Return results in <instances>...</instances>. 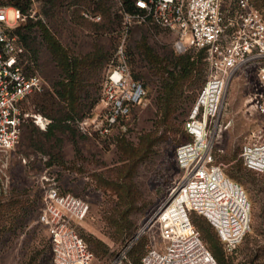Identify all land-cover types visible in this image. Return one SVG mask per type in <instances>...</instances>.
<instances>
[{
	"label": "rangeland",
	"instance_id": "1",
	"mask_svg": "<svg viewBox=\"0 0 264 264\" xmlns=\"http://www.w3.org/2000/svg\"><path fill=\"white\" fill-rule=\"evenodd\" d=\"M251 1L264 15V0ZM7 2L9 0H0V4ZM94 2L85 0L79 11H97L98 4ZM104 2L100 4L102 8L103 5L110 6L118 20L113 18L112 24L101 28H96L93 21L78 17L81 12L73 9V5L65 6L51 19L43 14V1L32 2L36 13L29 12L28 16L45 22L70 52L80 56L96 47H103L108 59L98 77L90 79L87 86L91 94L89 100H95L93 107L86 110L85 116L76 117L70 123L72 130L57 132L48 139L41 134L46 128L41 129L28 117L30 120L23 128L19 143L0 153V175L8 179L9 187L7 193L0 196V264H52L47 229L38 221L43 186L49 182H55L61 193L79 196L88 202L89 212L77 223L76 229L93 252L91 264H130L129 252L138 244L142 243L141 256L148 247L160 245L159 225L152 219L184 175L176 164V149L190 139L184 125L205 81L206 65L203 64L201 72H195L185 82L173 116L174 128L160 125L157 96L162 79L142 53L143 46L159 54L164 51L177 55L189 52L193 57L199 50L178 52L174 47L175 33L163 27L137 25L133 20L128 24L120 14L119 0ZM25 20L26 17L19 20L16 27ZM126 25L127 30L124 29ZM33 35L41 43L33 70L49 82L56 80L59 69L50 49L43 43L42 34L36 27ZM121 44L130 71L141 75L139 81L143 83L145 95L125 117L110 126L108 132L102 133L109 113L104 81ZM259 88L257 65L252 63L240 68L227 85L218 117L219 125L213 131L215 161L221 164L224 174L243 189L251 205L250 230L235 249L224 250L228 264H264V172L247 170L239 160L242 145L264 124L263 116L247 110L248 99ZM30 98L24 103V110L29 114L39 113L37 100L40 96ZM82 120H86V124L78 123ZM28 131L33 132V140L25 137ZM147 134H153L157 139L149 153L129 171L126 183L132 188L133 208L128 211V205L123 203L126 194L121 192L125 198L122 197L113 183L117 182L118 171L128 168L124 150L140 148L141 139ZM120 215L131 221L129 230L115 224L113 218ZM196 216L209 224L215 236L208 220L201 215ZM193 225L197 228L195 223ZM143 228L144 232L130 243ZM197 230L211 252L208 242ZM94 240L99 241L97 253L90 245ZM119 254L121 258L117 260Z\"/></svg>",
	"mask_w": 264,
	"mask_h": 264
},
{
	"label": "built area",
	"instance_id": "2",
	"mask_svg": "<svg viewBox=\"0 0 264 264\" xmlns=\"http://www.w3.org/2000/svg\"><path fill=\"white\" fill-rule=\"evenodd\" d=\"M135 7L134 13L120 7L128 24L130 20L134 24L152 22L168 29L176 35L174 47L178 52L203 50L206 64L205 82L184 125L190 139L176 149V164L184 175L154 216L153 222L160 229V245L148 247L141 262L215 264L190 215L195 212L204 216L227 252L235 249L250 230L249 199L215 161L213 131L219 125L227 85L248 64L257 65L261 88L248 99L247 110L264 117V15L251 0H135ZM29 12L36 13L34 6ZM81 15L93 22L101 20L99 13L89 9H82ZM25 17L19 8L0 4V153L19 143L26 118H32L41 129L50 122L40 113L29 114L23 108L31 95L44 88L39 73L24 69V48L13 32ZM126 58L121 44L104 81L109 113L102 133L125 117L145 95L143 84L132 78ZM78 123L84 125L86 120ZM239 160L248 170L264 172V124L242 145ZM8 188V179L0 175V196ZM88 212L85 199L61 193L55 182L43 186L38 221L47 229L52 264H91L93 253L76 229Z\"/></svg>",
	"mask_w": 264,
	"mask_h": 264
},
{
	"label": "trees",
	"instance_id": "3",
	"mask_svg": "<svg viewBox=\"0 0 264 264\" xmlns=\"http://www.w3.org/2000/svg\"><path fill=\"white\" fill-rule=\"evenodd\" d=\"M33 1L36 0H9L6 4L19 8L21 13L26 16V22L19 24L13 30L19 43L24 48V56L22 60L24 69L28 73L37 72L33 70V67L37 61L39 44L41 45V43L38 42L36 40V36L33 35L35 27L41 32L43 43L50 49L53 60L56 61L59 69L58 78H56V80H52L51 82H49V80L47 81L45 77L39 73L44 83L43 91L31 95V98L40 96V99L37 100V105H39V110L37 111L39 113L42 112L41 114L43 116L50 119L45 131L41 132L43 137L49 139L55 136L57 132L65 133L66 131L72 130L70 123L77 119L76 117L85 116L84 114L86 113V110L88 111L93 107L95 100L93 99L92 102L89 100L91 98V94L88 93L87 86L90 79L96 76L98 77L102 68L107 63L108 55L107 51H105L103 47H96L94 50L87 52L84 55H74L68 50V48H65L61 44L45 22L39 18L33 20V18L28 16V12ZM41 1L45 3V7L43 8L44 16L54 19V16L60 14L65 6L69 7L73 5V9L80 13L81 10L79 11V6L82 5L85 0ZM89 1L97 2V11H95L101 14V21L93 22L96 28H101L103 26L106 27L107 24H112L115 21L113 18L118 20V16L112 13L110 6L105 7L103 5L102 8V5L100 4H103L104 0ZM119 3L121 4V8L127 13H134L137 11V8L135 7V0H119ZM95 11L93 9L92 12ZM78 17L86 20V18L82 17L81 14H79ZM137 25H147L157 28L160 27L152 22H143L138 23ZM143 48L144 51H142V53L148 57L152 67L159 73L162 79L161 90L157 96L158 123L166 128L172 129L175 124V122H173V116L177 110L178 101L182 94L183 87L186 84L185 82L191 79L195 72H201L203 64L206 65L204 60L205 53L203 50H199L197 51L196 56L193 57L189 52L177 55L173 52L164 51L162 54H159L150 49V47L143 46ZM131 76L137 81L141 78V75L135 72H131ZM28 120L30 119L26 118L22 123L20 139L23 128L26 126ZM32 134V131H28L25 137H28V139L31 140L33 137ZM156 139L157 137L153 134H147L142 137L140 148L132 149L129 147L124 150L125 158L128 160V168H126L125 171L119 170L115 179L117 182L112 183L117 186L116 191L122 197H124L123 194H126V201H123V203L128 205V211L133 208V204L131 202L133 201L131 195L132 188L126 183L129 178V171L135 167L136 162L140 158H143L149 153L151 146ZM240 163L243 166L241 161ZM119 178L121 180H119ZM121 192L123 194H121ZM196 214L197 213L195 212L191 213V221L195 223L205 240L208 242L216 263L228 264V256L224 252L216 230L211 225L215 230L214 236L209 224L203 219L197 217ZM113 219L115 220L116 225L125 228L126 230H129L132 226L131 221H128L124 215H120L118 218L115 216ZM90 245L93 247L94 252L97 253V251H99L97 249V245L99 246L98 240H94L92 244L90 243ZM141 249L142 243L131 249L129 252L130 264H142L141 257L143 255H140Z\"/></svg>",
	"mask_w": 264,
	"mask_h": 264
},
{
	"label": "water",
	"instance_id": "4",
	"mask_svg": "<svg viewBox=\"0 0 264 264\" xmlns=\"http://www.w3.org/2000/svg\"><path fill=\"white\" fill-rule=\"evenodd\" d=\"M153 219H154V217H153ZM152 219V220H153ZM140 235V234H139ZM136 237H137V235H135L132 239H131V241H130V243H133L134 242V240L136 239ZM121 258V254H119L118 256H117V259H120Z\"/></svg>",
	"mask_w": 264,
	"mask_h": 264
},
{
	"label": "bare ground",
	"instance_id": "5",
	"mask_svg": "<svg viewBox=\"0 0 264 264\" xmlns=\"http://www.w3.org/2000/svg\"><path fill=\"white\" fill-rule=\"evenodd\" d=\"M144 228L142 229V231L141 232H139L138 234H137V236H139V234H141V233H143L144 232Z\"/></svg>",
	"mask_w": 264,
	"mask_h": 264
}]
</instances>
